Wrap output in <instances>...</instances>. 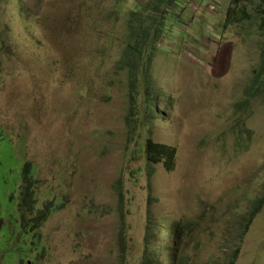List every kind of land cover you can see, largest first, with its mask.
Masks as SVG:
<instances>
[{"label":"rangeland","instance_id":"1","mask_svg":"<svg viewBox=\"0 0 264 264\" xmlns=\"http://www.w3.org/2000/svg\"><path fill=\"white\" fill-rule=\"evenodd\" d=\"M150 1L0 0V264H120V178L128 264H142L151 214L191 227L190 264H228L245 231L238 264H264V207L247 228L264 198V99L248 111L249 148L234 129L236 104L263 59L259 22L229 25L231 0H184L158 43L156 120L140 113L142 90L134 133L130 79L119 62L131 10ZM150 137L178 148L176 169L159 165L151 180L145 158L133 154ZM28 161L37 208L55 202L38 239L19 206Z\"/></svg>","mask_w":264,"mask_h":264},{"label":"trees","instance_id":"2","mask_svg":"<svg viewBox=\"0 0 264 264\" xmlns=\"http://www.w3.org/2000/svg\"><path fill=\"white\" fill-rule=\"evenodd\" d=\"M234 3V8L229 10L228 24L250 22L255 19L259 22V27L264 39V0H231ZM182 4H187L184 0H151L149 3L136 4L130 12L131 18L128 30L124 35L126 38V48L123 56L120 59L119 66L123 71L128 72L130 79V100L132 103L131 117L135 118L133 124L134 133L135 127L141 130L140 122L142 118L140 113L147 122L154 123L158 112H156V100H151L154 97L153 88V65L157 53L161 52V47L158 43L163 40L165 32L177 24L180 19L179 14L175 12L182 8ZM251 5L254 6L255 14L250 10ZM237 9L240 12L234 11ZM171 21V24L170 22ZM180 21V20H179ZM170 24V25H169ZM173 24V25H172ZM3 46H6V36L1 39ZM264 44V41H263ZM142 90L146 91L147 97L144 101V111L138 113L136 108H141L138 101ZM264 99V50L263 59L260 69L257 71L252 80L246 96L243 100H239L236 104L238 107V114L242 113L234 129L239 134L240 141H247L248 148L252 142L251 137L247 136L248 121L247 115L249 109L253 105L254 98ZM154 112V113H152ZM245 116H244V115ZM146 124V122H144ZM7 134L0 129V142ZM2 137V138H1ZM133 154L139 158H145L148 169V176L150 180L157 174L158 166L164 165L168 171H173L177 167L178 148L169 144L157 142L153 138H149L146 145L140 148V151H134ZM35 164L28 161L23 166V185L25 191L22 194V201L20 203L21 210L26 208L27 212L34 214L35 217L27 219L24 213L23 223L26 228H31L36 231L35 239L39 238V230L44 222L50 219V208L55 202H49L48 205L41 209L37 208L39 203V196L36 193V176L34 175ZM137 177V176H136ZM117 196H118V213L120 214V231H119V259L120 264H128V258L131 252L130 231L131 224L129 222V207L127 199L126 182L120 178L117 182ZM153 188H151L150 198L152 203L154 197L152 195ZM59 205V204H58ZM57 205V206H58ZM56 206V207H57ZM264 207V198L256 203L254 210L251 213L247 228L253 223L256 215L261 212ZM57 211V209H55ZM149 228L144 239V253L142 264H190L187 260V250L190 245L191 227L181 223L171 222L168 224L160 222L151 214ZM5 221L0 215V235L4 227ZM246 231L242 234V243L237 242V247L232 252L228 264H238L241 253L243 251V243L246 239ZM3 253H0L2 259Z\"/></svg>","mask_w":264,"mask_h":264},{"label":"clouds","instance_id":"3","mask_svg":"<svg viewBox=\"0 0 264 264\" xmlns=\"http://www.w3.org/2000/svg\"><path fill=\"white\" fill-rule=\"evenodd\" d=\"M231 3H232V2H231ZM230 7H231V6H230ZM19 206H20V205H19ZM51 207H52V206H51ZM25 209H26V208H25ZM50 211H51V208H50ZM21 212H22V211H21ZM22 213H23V215H24V213H25V215H26V214H30L29 212H27V210H26L25 212H22ZM30 215H31V214H30ZM44 223H45V222H44ZM44 223H43V224H44ZM41 227H42V226H41ZM39 234H40V232H39ZM39 237H40V235H39Z\"/></svg>","mask_w":264,"mask_h":264}]
</instances>
